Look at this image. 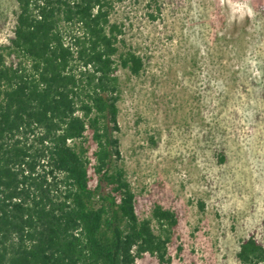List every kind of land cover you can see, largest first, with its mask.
<instances>
[{"label": "trees", "instance_id": "16d2710c", "mask_svg": "<svg viewBox=\"0 0 264 264\" xmlns=\"http://www.w3.org/2000/svg\"><path fill=\"white\" fill-rule=\"evenodd\" d=\"M16 3L0 42V264L169 262L178 215L156 203L139 217L120 163L121 71L139 77L148 57L116 0ZM236 257L264 264L263 242L250 233Z\"/></svg>", "mask_w": 264, "mask_h": 264}, {"label": "rangeland", "instance_id": "374dc122", "mask_svg": "<svg viewBox=\"0 0 264 264\" xmlns=\"http://www.w3.org/2000/svg\"><path fill=\"white\" fill-rule=\"evenodd\" d=\"M16 10L0 0L2 43ZM112 19L148 57L139 77L121 71L120 163L136 212L159 203L178 215L170 261L145 253L136 264H240L241 238L264 244V8L116 0Z\"/></svg>", "mask_w": 264, "mask_h": 264}]
</instances>
